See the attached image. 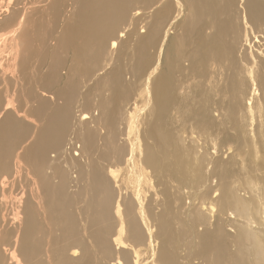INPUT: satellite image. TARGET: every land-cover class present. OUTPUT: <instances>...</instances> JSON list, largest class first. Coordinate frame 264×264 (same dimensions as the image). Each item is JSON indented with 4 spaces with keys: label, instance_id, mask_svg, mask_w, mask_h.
<instances>
[{
    "label": "bare ground",
    "instance_id": "6f19581e",
    "mask_svg": "<svg viewBox=\"0 0 264 264\" xmlns=\"http://www.w3.org/2000/svg\"><path fill=\"white\" fill-rule=\"evenodd\" d=\"M0 264H264V0H0Z\"/></svg>",
    "mask_w": 264,
    "mask_h": 264
},
{
    "label": "rangeland",
    "instance_id": "374dc122",
    "mask_svg": "<svg viewBox=\"0 0 264 264\" xmlns=\"http://www.w3.org/2000/svg\"><path fill=\"white\" fill-rule=\"evenodd\" d=\"M146 107H148L149 109H150V107L149 106H146ZM145 107V109H144V111L142 112V117L143 118H148L147 119V123H148V121L152 118L151 117V115L149 114V109L148 108H146ZM145 112H146V114H145ZM229 120H226L225 121V123H224V126H225V129L226 130H224V131H226L227 132V136L225 135V138L223 137L224 135H223V132L222 133H220V132H216V134H213V138L215 137V139H214V141H216L217 139L218 140H220V138L219 137H223L221 140L222 141H220L221 142V145H219L220 144V142L218 141L217 142V145L215 146V147H217V149L214 147V145L213 144H211V146L209 147V154L210 155H213V156H216L217 158H219V160L221 159V163H220V165L221 166H224L226 163V165H228L229 163L228 162H230V164L228 165V166H230L229 167V169L231 168L232 170H235L236 171V167H234L235 165H236V163L239 161V155H238V153H236V152H232V151H236V148H237V141L236 140H234L233 138H232V136H233V134H236V131L235 130H233V128L231 127L232 126V122L231 121H229V122H231L230 124H229V122H228ZM227 122V123H226ZM146 123V124H147ZM229 125V128H228V125ZM227 125V126H226ZM228 129H227V128ZM231 127V128H230ZM142 129H144V128H142ZM232 129V130H231ZM231 133V131H233V134L231 135V134H229V132ZM220 134L221 135H223V136H220ZM231 135V137L229 136V135ZM217 136H219L217 139H216V137ZM249 136V135H248ZM230 138V139H229ZM231 139H232V143H229V142H231ZM225 140H228V141H226L225 142ZM230 140V141H229ZM235 141V142H234ZM224 142L226 143L225 145H224ZM228 142V143H227ZM222 148V150H219V149H221ZM219 150V151H218ZM214 151H216L217 153H219V154H214V153H216V152H214ZM231 151V152H230ZM235 153V154H234ZM234 154V155H233ZM233 155V156H232ZM238 155V156H237ZM231 156V157H230ZM233 161V162H232ZM234 161H237V162H234ZM225 163V164H224ZM233 163V164H232ZM235 164V165H234ZM232 166V167H231ZM234 167V168H233ZM237 171H239V170H237ZM113 262V261H112ZM114 263V262H113Z\"/></svg>",
    "mask_w": 264,
    "mask_h": 264
}]
</instances>
